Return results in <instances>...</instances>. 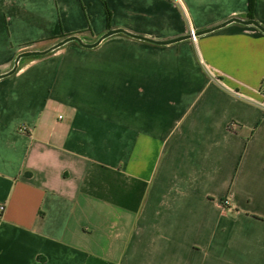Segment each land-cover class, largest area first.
Segmentation results:
<instances>
[{"label": "crops", "instance_id": "crops-1", "mask_svg": "<svg viewBox=\"0 0 264 264\" xmlns=\"http://www.w3.org/2000/svg\"><path fill=\"white\" fill-rule=\"evenodd\" d=\"M248 6L0 0V73L73 34L264 27ZM263 77L264 31L235 21L22 57L0 79V264H264Z\"/></svg>", "mask_w": 264, "mask_h": 264}, {"label": "water", "instance_id": "water-1", "mask_svg": "<svg viewBox=\"0 0 264 264\" xmlns=\"http://www.w3.org/2000/svg\"><path fill=\"white\" fill-rule=\"evenodd\" d=\"M240 22V23H243V24H249V25H254L256 26L257 28L261 29L262 31H264V27L262 25L259 24L258 21L254 20V19H242V18H230L218 25H213L211 27H208L204 30H201L199 32H195V35H200V34H203L205 32H208V31H211V30H215L223 25H225L226 23L228 22ZM118 33H124V34H127L129 35L130 37L132 38H136V39H141V40H146L147 42H152V43H158V44H168V43H172V42H175V41H181V40H184V39H187V38H190L192 37L191 34L189 35H184L182 37H178V38H173V39H170V40H163V39H153V38H148L144 35H140V34H135V33H132V32H129V30H126V29H123V28H115V29H112V28H109L104 34H102L101 36H99L96 40L92 41V42H85L83 41L77 34H73V35H68L64 38H60L59 40L55 41L53 44H51L50 46H48L47 48H42V49H33V50H24V51H20L15 59H14V62H13V66L6 70L5 72H2L0 73V79L1 78H4L6 76H10L12 75L13 73H15V71L17 70V67L19 66V61L22 57H30V56H38V55H46L48 54L49 52L51 51H54L55 49L59 48L60 46L62 47L63 45H65L66 43L70 42V41H76L78 42L79 45H81L82 47H85V48H92V47H96L99 45V43L104 39L106 38L107 36H110V35H114V34H118Z\"/></svg>", "mask_w": 264, "mask_h": 264}, {"label": "built area", "instance_id": "built-area-1", "mask_svg": "<svg viewBox=\"0 0 264 264\" xmlns=\"http://www.w3.org/2000/svg\"><path fill=\"white\" fill-rule=\"evenodd\" d=\"M192 35V37L196 38V35H195V31H191L190 33ZM205 68L207 70V74L209 75V77L213 80V81H216V82H219L221 84H224L221 76L209 65H205ZM234 93L236 94H239V95H242L241 92L237 91V90H233ZM259 95H260V98L259 99H252V101L256 102L257 104H259L261 107H263V110H264V77L262 78V81H261V85L259 87V91H258ZM22 129L25 130L24 127H22ZM2 206H0V210H2Z\"/></svg>", "mask_w": 264, "mask_h": 264}, {"label": "trees", "instance_id": "trees-1", "mask_svg": "<svg viewBox=\"0 0 264 264\" xmlns=\"http://www.w3.org/2000/svg\"><path fill=\"white\" fill-rule=\"evenodd\" d=\"M252 6H254V0H249V10L251 11L252 9ZM107 15L110 16V11L107 10Z\"/></svg>", "mask_w": 264, "mask_h": 264}]
</instances>
